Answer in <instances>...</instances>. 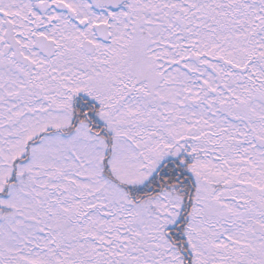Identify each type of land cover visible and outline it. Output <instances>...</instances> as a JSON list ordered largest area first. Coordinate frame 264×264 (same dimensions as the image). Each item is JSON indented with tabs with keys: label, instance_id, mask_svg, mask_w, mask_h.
Returning <instances> with one entry per match:
<instances>
[{
	"label": "snow or ice",
	"instance_id": "6c2138e0",
	"mask_svg": "<svg viewBox=\"0 0 264 264\" xmlns=\"http://www.w3.org/2000/svg\"><path fill=\"white\" fill-rule=\"evenodd\" d=\"M0 264H264V0H0Z\"/></svg>",
	"mask_w": 264,
	"mask_h": 264
}]
</instances>
